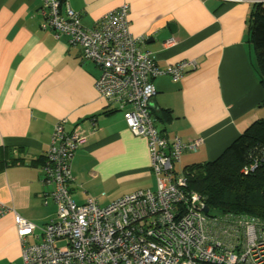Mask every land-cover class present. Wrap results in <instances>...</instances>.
<instances>
[{
    "label": "crops",
    "instance_id": "1",
    "mask_svg": "<svg viewBox=\"0 0 264 264\" xmlns=\"http://www.w3.org/2000/svg\"><path fill=\"white\" fill-rule=\"evenodd\" d=\"M91 28L105 13L128 5V29L163 68L194 63L176 80L154 77L150 110L169 109L170 138L200 139L184 150L176 171L213 160L254 120L264 117L263 88L252 49L244 42L252 0H65ZM41 0H0V149L18 148L21 162L0 164V264H24L13 211L37 226L54 215L53 184L41 165L53 126L80 124L86 140L70 161L67 181L77 204L100 206L121 194L153 188L146 137L132 134L122 111L110 113L94 88L98 67L65 36L40 27ZM161 125L156 126L157 128ZM2 166V167H1ZM33 240L32 236L27 238Z\"/></svg>",
    "mask_w": 264,
    "mask_h": 264
},
{
    "label": "built area",
    "instance_id": "2",
    "mask_svg": "<svg viewBox=\"0 0 264 264\" xmlns=\"http://www.w3.org/2000/svg\"><path fill=\"white\" fill-rule=\"evenodd\" d=\"M38 12L42 29L65 36L80 48L82 59L98 67L97 93L122 111L132 134L146 137L155 185L125 192L104 206L90 196L75 203L66 183L71 158L86 133L80 124L66 131L58 121L41 165L43 181L53 184L54 215L35 232L34 223L13 211L24 264H264V222L231 212L208 215L195 206L204 204L200 196L186 191L185 178L174 173L182 151L194 149L200 139L167 140L151 120L152 79L169 75L176 80L195 64L183 60L159 67L152 52L141 47V38L131 35L125 3L91 28L59 0H41ZM8 210L0 203V217Z\"/></svg>",
    "mask_w": 264,
    "mask_h": 264
},
{
    "label": "trees",
    "instance_id": "3",
    "mask_svg": "<svg viewBox=\"0 0 264 264\" xmlns=\"http://www.w3.org/2000/svg\"><path fill=\"white\" fill-rule=\"evenodd\" d=\"M59 1L63 6L65 0ZM244 38L252 49L254 67L264 94V3L251 5ZM150 108L149 102L150 117L159 134L167 140L171 139L165 131V125L172 119L170 110ZM116 109L115 106L107 107L104 112L110 113ZM158 125L162 127L157 128ZM20 162L17 147L0 149L2 166ZM253 163L255 167L245 172L244 167L249 168ZM176 170L174 173H181L186 180L185 190L200 196L208 208V215L231 212L264 222V117L250 123L215 159L192 163L180 171Z\"/></svg>",
    "mask_w": 264,
    "mask_h": 264
},
{
    "label": "water",
    "instance_id": "4",
    "mask_svg": "<svg viewBox=\"0 0 264 264\" xmlns=\"http://www.w3.org/2000/svg\"><path fill=\"white\" fill-rule=\"evenodd\" d=\"M195 206L198 207V208H200V209H201L202 211H204V212H207V211H208L207 206L204 205V204L202 205V204H200V203H196Z\"/></svg>",
    "mask_w": 264,
    "mask_h": 264
},
{
    "label": "rangeland",
    "instance_id": "5",
    "mask_svg": "<svg viewBox=\"0 0 264 264\" xmlns=\"http://www.w3.org/2000/svg\"><path fill=\"white\" fill-rule=\"evenodd\" d=\"M178 167L176 166V162H175V165H174V170H176Z\"/></svg>",
    "mask_w": 264,
    "mask_h": 264
},
{
    "label": "bare ground",
    "instance_id": "6",
    "mask_svg": "<svg viewBox=\"0 0 264 264\" xmlns=\"http://www.w3.org/2000/svg\"><path fill=\"white\" fill-rule=\"evenodd\" d=\"M94 64V63H93Z\"/></svg>",
    "mask_w": 264,
    "mask_h": 264
}]
</instances>
